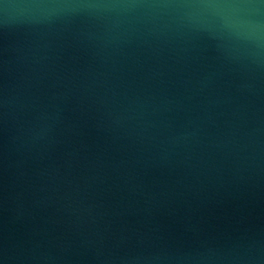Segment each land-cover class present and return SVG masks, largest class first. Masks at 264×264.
I'll return each mask as SVG.
<instances>
[{
	"label": "water",
	"instance_id": "1",
	"mask_svg": "<svg viewBox=\"0 0 264 264\" xmlns=\"http://www.w3.org/2000/svg\"><path fill=\"white\" fill-rule=\"evenodd\" d=\"M0 264H264V0H0Z\"/></svg>",
	"mask_w": 264,
	"mask_h": 264
}]
</instances>
